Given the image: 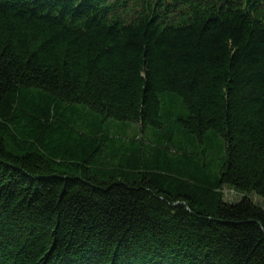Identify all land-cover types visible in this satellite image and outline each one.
Instances as JSON below:
<instances>
[{
	"label": "trees",
	"instance_id": "1",
	"mask_svg": "<svg viewBox=\"0 0 264 264\" xmlns=\"http://www.w3.org/2000/svg\"><path fill=\"white\" fill-rule=\"evenodd\" d=\"M249 194L264 0H0V264H264Z\"/></svg>",
	"mask_w": 264,
	"mask_h": 264
},
{
	"label": "rangeland",
	"instance_id": "2",
	"mask_svg": "<svg viewBox=\"0 0 264 264\" xmlns=\"http://www.w3.org/2000/svg\"><path fill=\"white\" fill-rule=\"evenodd\" d=\"M223 195H224V201L228 202L230 204L237 203V202H239L242 199V197H244V195L237 194V193H235L233 191H230V190L227 191L226 189L224 190ZM245 196H247V197H251L252 196L254 198V200L256 201V203H261L262 202L263 206H261V207L264 209V202L261 199H259L258 197H256L255 194H253V195L249 194V195H245Z\"/></svg>",
	"mask_w": 264,
	"mask_h": 264
}]
</instances>
